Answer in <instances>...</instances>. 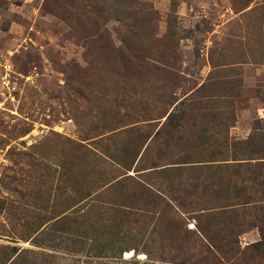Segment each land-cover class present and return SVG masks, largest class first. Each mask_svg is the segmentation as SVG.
I'll list each match as a JSON object with an SVG mask.
<instances>
[{
  "label": "rangeland",
  "instance_id": "1",
  "mask_svg": "<svg viewBox=\"0 0 264 264\" xmlns=\"http://www.w3.org/2000/svg\"><path fill=\"white\" fill-rule=\"evenodd\" d=\"M135 261L264 264V0H0V264Z\"/></svg>",
  "mask_w": 264,
  "mask_h": 264
},
{
  "label": "trees",
  "instance_id": "2",
  "mask_svg": "<svg viewBox=\"0 0 264 264\" xmlns=\"http://www.w3.org/2000/svg\"><path fill=\"white\" fill-rule=\"evenodd\" d=\"M222 167L227 169V167H229V166L224 165ZM227 183H228V179H225V176L219 177L218 184H221V186L214 194L215 200H221V201L225 202L224 204L218 206V208L223 207L220 209V211H221L220 213L226 211L224 206L231 205V204H227V202H226V198H227V194H228V192L226 190V187L228 186ZM235 197H239V200H244L240 195H236ZM242 203H247V201H242ZM178 205H179L178 206L179 210L181 212H187L188 211L187 208L183 207L184 205L181 202ZM202 209H204V211H206L208 208H202ZM213 215H215V214H213ZM210 219L214 220L215 216H211ZM219 219H223V218H219ZM198 231H199V234L201 235L202 239H204V240L199 239V246L201 247V249H203V253H206L205 256L202 258H211L214 260H218V257L216 255L219 253H214L213 250H211L214 248V246H213V243H212L210 237L202 229L198 228ZM256 245H259V244H256ZM18 257L24 259V258H28L29 255H27V253H18ZM31 257L33 258L34 256L31 255ZM31 257H29V258H31ZM135 262L138 263L139 261H135ZM139 263L143 264L141 262H139ZM214 264H216V262Z\"/></svg>",
  "mask_w": 264,
  "mask_h": 264
}]
</instances>
